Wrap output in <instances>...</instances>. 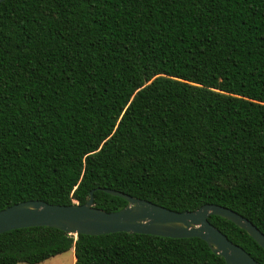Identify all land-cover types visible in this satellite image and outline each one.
Here are the masks:
<instances>
[{
    "label": "trees",
    "instance_id": "16d2710c",
    "mask_svg": "<svg viewBox=\"0 0 264 264\" xmlns=\"http://www.w3.org/2000/svg\"><path fill=\"white\" fill-rule=\"evenodd\" d=\"M227 207L264 233V0L0 5V211ZM210 222L264 264L234 223ZM227 264L200 238L50 227L0 235V264Z\"/></svg>",
    "mask_w": 264,
    "mask_h": 264
},
{
    "label": "water",
    "instance_id": "95a60500",
    "mask_svg": "<svg viewBox=\"0 0 264 264\" xmlns=\"http://www.w3.org/2000/svg\"><path fill=\"white\" fill-rule=\"evenodd\" d=\"M5 1L0 0V5ZM104 191L125 199L127 206L116 212L99 209L95 206L94 191L85 204L54 205L40 200L26 201L0 211V235L24 228L50 227L77 237L128 233L171 239L200 238L227 264H261L209 220L211 216H218L234 223L264 249V233L236 211L207 204L195 211L177 212L119 191Z\"/></svg>",
    "mask_w": 264,
    "mask_h": 264
},
{
    "label": "rangeland",
    "instance_id": "374dc122",
    "mask_svg": "<svg viewBox=\"0 0 264 264\" xmlns=\"http://www.w3.org/2000/svg\"><path fill=\"white\" fill-rule=\"evenodd\" d=\"M74 258H76L75 252L70 251L66 254L52 258L42 264H76V262L74 261Z\"/></svg>",
    "mask_w": 264,
    "mask_h": 264
},
{
    "label": "crops",
    "instance_id": "0c3cea01",
    "mask_svg": "<svg viewBox=\"0 0 264 264\" xmlns=\"http://www.w3.org/2000/svg\"><path fill=\"white\" fill-rule=\"evenodd\" d=\"M72 251H74L75 252V250L73 249ZM76 257V256H75ZM74 261L76 262V258H74Z\"/></svg>",
    "mask_w": 264,
    "mask_h": 264
}]
</instances>
